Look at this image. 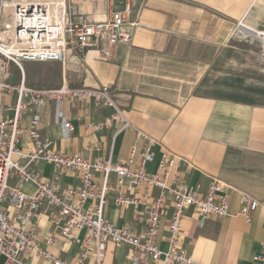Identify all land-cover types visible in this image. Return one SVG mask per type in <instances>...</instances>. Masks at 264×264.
<instances>
[{"label": "crops", "instance_id": "obj_1", "mask_svg": "<svg viewBox=\"0 0 264 264\" xmlns=\"http://www.w3.org/2000/svg\"><path fill=\"white\" fill-rule=\"evenodd\" d=\"M68 4L77 10L74 20L103 21L111 11L122 9L123 0H68ZM133 17L139 24L131 44L118 46L112 58H102L94 48L74 47L66 64L24 63L26 81L32 86L55 87L64 80L72 85L108 86L130 121L124 126L114 116V107L94 99L84 106L77 99L59 103L43 99L37 129L50 142L48 150L89 161L126 162L136 145L134 167L138 168L148 146L138 132L150 135L157 143L150 147L154 161L146 164L149 172L157 171L163 151L169 150L182 157L172 170L180 185L197 188L201 197L213 178L230 186L228 216L203 215L195 206L186 209L179 250L196 264H264L257 260L264 252V44L245 27L264 29V0H134ZM19 78L20 70L13 66L9 80L18 84ZM18 97L15 89L0 91V120L13 118ZM33 112L31 104L22 114V127L30 124ZM60 112L74 125L69 134L63 132ZM110 117V124L94 128ZM18 146L24 152L35 150L27 132L21 134ZM32 171L43 182L58 175L61 191L83 183L82 171L55 168L44 160L35 162ZM92 171L99 175L97 169ZM8 184L28 194L37 190L34 182L21 185L14 175ZM160 192L159 187L152 190L155 197ZM241 192L259 201L249 220L237 214L243 209ZM2 207L10 215L16 213L8 201ZM45 209L42 203L37 218L42 247L70 264H95V243H84L87 230H75L77 238L68 241L43 214ZM173 210L169 202L159 224L156 244L162 250L169 248ZM105 215L134 234L147 229V215L136 220L133 206L109 203ZM50 236L56 238L52 245L46 243ZM84 252L87 257L82 259ZM133 253L128 245L108 241L102 244L101 264H132ZM138 256L139 264H163L143 252ZM29 262L51 264L43 256Z\"/></svg>", "mask_w": 264, "mask_h": 264}, {"label": "built area", "instance_id": "obj_2", "mask_svg": "<svg viewBox=\"0 0 264 264\" xmlns=\"http://www.w3.org/2000/svg\"><path fill=\"white\" fill-rule=\"evenodd\" d=\"M133 9L134 0H123L122 9L111 11L103 21H77L73 19L77 10L69 7L68 0H0V91L15 89L19 94L13 118L0 120V255L4 257L3 264H32L29 260L37 256H43L51 264H70L41 245L42 235L37 218L41 214L39 209L42 203L47 205L43 214L61 228L60 234L66 240L77 238L75 230H87L84 243H95V264H101L102 244L108 241L128 245L134 252L132 264H139L138 252L149 255L153 260L161 259L163 264H196L179 250L178 245L186 209L195 206L203 215L218 214L221 217L231 213L227 193L230 186L222 184L217 178L211 180L204 197L199 196L197 188L178 183V176L172 173L173 168L182 161L178 154L163 151L157 171L149 172L146 164L154 161L150 147L157 140L142 131L138 135L147 140L148 146L142 153L141 165L135 168L136 145L126 162L111 159L89 161L81 155L49 151L50 142L44 140L37 129L43 99L58 103L64 99H77L83 106L94 99L99 104L114 107V116L124 126L130 125L108 86L72 85L66 80L55 87L32 86L26 81L24 63L55 61L66 64L69 52L74 47L94 48L102 58H112L118 46L132 42L134 30L139 24L133 17ZM245 27L264 44V29ZM13 66L20 70L18 84H12L9 80ZM31 104L34 105V112L30 124L22 127V114ZM60 117L63 132L71 133L73 123L64 118L61 112ZM112 119L110 117L104 123L95 124L94 128L110 124ZM24 132L29 134L34 151L20 150L18 144ZM39 160L53 164L55 168L82 171V185L69 186L61 191L58 175L52 176L50 182L40 181L39 174L32 171V165ZM93 168L97 169L99 175L93 173ZM12 175L21 185L34 182L36 192L28 194L21 187H11L8 179ZM114 175L116 183L113 182ZM155 187L161 190L157 197L152 193ZM76 196H79L78 200H75ZM7 201L16 209L14 215L2 207ZM169 202L174 204L169 220V248L162 250L157 246L156 239ZM241 202L243 209L237 214L251 219L259 201L241 192ZM109 203L133 206L136 220L147 215L145 233L134 234L108 219L105 208ZM55 242L54 236L46 239L48 245ZM31 252L33 255L28 257ZM86 257L87 252H84L81 258ZM257 260H264V252L257 256Z\"/></svg>", "mask_w": 264, "mask_h": 264}]
</instances>
